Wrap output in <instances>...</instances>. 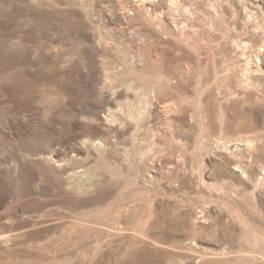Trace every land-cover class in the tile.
Instances as JSON below:
<instances>
[{
	"label": "rangeland",
	"instance_id": "obj_1",
	"mask_svg": "<svg viewBox=\"0 0 264 264\" xmlns=\"http://www.w3.org/2000/svg\"><path fill=\"white\" fill-rule=\"evenodd\" d=\"M0 264H264V0H0Z\"/></svg>",
	"mask_w": 264,
	"mask_h": 264
}]
</instances>
